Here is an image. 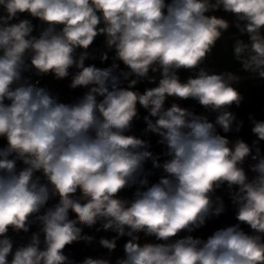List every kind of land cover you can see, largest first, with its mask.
Instances as JSON below:
<instances>
[{"label": "clouds", "instance_id": "clouds-1", "mask_svg": "<svg viewBox=\"0 0 264 264\" xmlns=\"http://www.w3.org/2000/svg\"><path fill=\"white\" fill-rule=\"evenodd\" d=\"M249 87L264 0H0V264H264Z\"/></svg>", "mask_w": 264, "mask_h": 264}, {"label": "trees", "instance_id": "trees-1", "mask_svg": "<svg viewBox=\"0 0 264 264\" xmlns=\"http://www.w3.org/2000/svg\"><path fill=\"white\" fill-rule=\"evenodd\" d=\"M57 87H62V85H57ZM247 90L252 100V106L248 107L246 105L245 108L241 110V114H243L245 111H251V110L257 111L258 115L261 114L260 108L262 105H264V95H262L261 90L259 89L250 88ZM65 91L67 90L65 89ZM231 222H233L232 214L231 212H229L226 216L221 217L219 221H216L210 224L209 227L204 230V234L206 235L208 232H210L215 227H219L222 224L231 223Z\"/></svg>", "mask_w": 264, "mask_h": 264}, {"label": "crops", "instance_id": "crops-1", "mask_svg": "<svg viewBox=\"0 0 264 264\" xmlns=\"http://www.w3.org/2000/svg\"><path fill=\"white\" fill-rule=\"evenodd\" d=\"M224 55V53H223V51L222 50H220V51H218V56H223ZM251 87H249L248 89H250Z\"/></svg>", "mask_w": 264, "mask_h": 264}]
</instances>
